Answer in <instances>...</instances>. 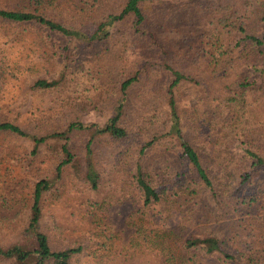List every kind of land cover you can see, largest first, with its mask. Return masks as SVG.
Masks as SVG:
<instances>
[{
  "label": "rangeland",
  "instance_id": "rangeland-1",
  "mask_svg": "<svg viewBox=\"0 0 264 264\" xmlns=\"http://www.w3.org/2000/svg\"><path fill=\"white\" fill-rule=\"evenodd\" d=\"M232 1L219 2L217 9L216 2L205 0L146 3L140 31L127 16L102 42L87 43L37 26L0 24V116L31 134L48 136L34 155L33 140L0 133V247L22 239L34 180L56 173L61 145L67 142L79 171L65 164L62 177L46 191L41 228L53 246L85 241L87 251L72 264H239L249 255L264 261V172H253L242 182L241 173L250 167L241 155L246 144L224 139L227 144L218 152L211 146L224 142L221 135L242 118L243 110L229 100L234 93L225 85L244 77L253 81L256 67H264V53L249 49L234 61L226 54L237 49L239 35L264 34V0L230 6ZM124 3L99 0L90 11L98 15L103 5L119 11ZM216 47L225 50L218 54L219 67L206 59ZM166 66L186 75L174 90L181 127L201 154L216 195H171L174 186L159 203L144 205L131 183L133 162L141 143L167 133L169 122L165 112L158 123L143 124L139 117L144 105L157 100L145 99L146 88L169 81ZM135 73L140 77L128 92L121 119L129 138L92 131H74L67 140L49 136L73 120L104 123L114 114L121 81ZM40 78L57 84L34 87ZM257 137L264 142L261 129L253 136L259 144ZM162 146L147 152L145 160L161 156L172 165L175 154L162 152ZM90 162L99 174L96 190L84 179ZM212 234L225 242L234 261L185 245L192 235ZM0 264L14 263L0 257Z\"/></svg>",
  "mask_w": 264,
  "mask_h": 264
},
{
  "label": "trees",
  "instance_id": "trees-1",
  "mask_svg": "<svg viewBox=\"0 0 264 264\" xmlns=\"http://www.w3.org/2000/svg\"><path fill=\"white\" fill-rule=\"evenodd\" d=\"M80 1L18 0L15 5L11 6L3 4L5 0H0V24L37 26L50 33L80 38L87 43L102 42L112 34L117 21L127 16L133 18V25L136 30L141 29L145 19L143 5L162 0H125L119 11L111 6L105 8L106 5H103V10L98 15L92 14L90 10L94 6V2L99 0ZM237 1L239 0H233L229 5L233 6ZM212 2H216V4H213L214 8L222 7L219 2H223V0H205L206 4ZM239 29L242 33L246 31L245 27ZM235 48L237 49L227 50L226 54L229 55L230 61L246 57L249 49H251V52H257V55H261V53H264V34L258 36L252 32L239 35ZM224 51L222 47H216L215 53L210 52L211 58H206L208 63L210 62L215 67H219L218 54ZM200 53L202 55L206 54L205 51H200ZM165 68H161V70L166 71L169 81L163 85L153 83L146 88L145 99L150 101L157 96V100L153 101L150 106L147 105L148 107L144 105L139 117V122L143 124L158 123L162 113L165 112L167 115L165 119L169 122L167 133H163L162 136H154L152 139L141 143L137 150L135 162H133L131 183L139 192L144 205L159 203L165 198L166 189L168 190L174 186L176 188L171 191V195H192L199 192L216 195L214 182L207 172L201 154L187 140L181 127L174 90L186 78V75L171 66ZM256 72L257 77L253 81L246 82L244 77L235 79L225 85L229 91L234 93L233 96H229V100H235L239 108L243 110L242 118L238 119V125L231 128L226 136L221 135L223 140L231 141L229 143L237 141L240 144H246L244 148H240L241 155L245 158V161H250V167L249 170L241 173L242 182L248 181L253 172H264V142H261V138L257 137L259 140V144H257V141L253 138L257 129H261L264 134V67H256ZM139 77L140 75L135 73L134 76L121 81L119 87L121 96L116 102L114 114L104 123L73 120L66 128L60 131L56 130L49 136L67 140L74 131H92L95 133H109L114 139L118 140L129 138V131L122 125L121 119L128 92L133 83L139 80ZM56 84L55 80L40 78L33 83V86L46 89ZM164 106L168 107V110L164 111ZM0 133L33 140L32 153L34 155L37 154L40 144L48 137L46 135L31 134L20 124L3 120L1 116ZM226 141L213 142L211 146H216L214 150L218 152L224 148L223 145L227 144ZM67 144L69 143L65 142L61 145L62 157L57 164L56 173L53 176L47 175L34 180L31 202L28 207L29 222L20 232L22 239L6 247H0V257L10 259L14 264H72V259L76 255L87 251L88 245L84 240L68 243L61 247L53 246L51 236L41 228V221L44 216L43 199L46 191L52 187L56 180L62 177L61 172L65 164H70L76 171H79V160L74 157ZM160 145H163L161 147L162 152L171 150L175 154L176 161L172 165L166 159H162L161 156H157L151 162L145 160L147 152ZM98 175L96 168L90 162L85 168L84 179L94 190L99 185ZM158 182L162 184L161 187ZM185 245L189 248L203 249L207 253L218 254L226 261L236 259L234 254L228 250L225 242L215 234L207 236L192 235L187 238ZM239 264H264V261L255 260L249 255Z\"/></svg>",
  "mask_w": 264,
  "mask_h": 264
}]
</instances>
